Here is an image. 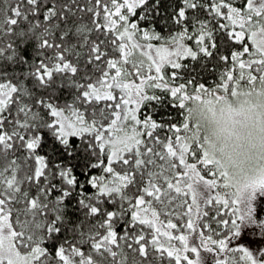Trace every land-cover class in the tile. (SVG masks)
<instances>
[{
    "label": "snow or ice",
    "instance_id": "obj_1",
    "mask_svg": "<svg viewBox=\"0 0 264 264\" xmlns=\"http://www.w3.org/2000/svg\"><path fill=\"white\" fill-rule=\"evenodd\" d=\"M0 264H264V0H0Z\"/></svg>",
    "mask_w": 264,
    "mask_h": 264
},
{
    "label": "clouds",
    "instance_id": "obj_2",
    "mask_svg": "<svg viewBox=\"0 0 264 264\" xmlns=\"http://www.w3.org/2000/svg\"><path fill=\"white\" fill-rule=\"evenodd\" d=\"M201 123L208 130L210 137L215 139L213 133L215 132L217 125L213 123L211 117H208L207 119H202Z\"/></svg>",
    "mask_w": 264,
    "mask_h": 264
}]
</instances>
